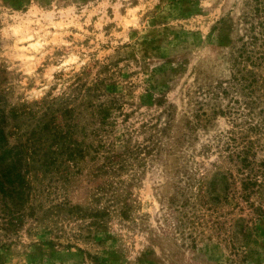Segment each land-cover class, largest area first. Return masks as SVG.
<instances>
[{"label":"rangeland","instance_id":"obj_1","mask_svg":"<svg viewBox=\"0 0 264 264\" xmlns=\"http://www.w3.org/2000/svg\"><path fill=\"white\" fill-rule=\"evenodd\" d=\"M263 18L264 0H0L29 188L0 264H264Z\"/></svg>","mask_w":264,"mask_h":264},{"label":"trees","instance_id":"obj_2","mask_svg":"<svg viewBox=\"0 0 264 264\" xmlns=\"http://www.w3.org/2000/svg\"><path fill=\"white\" fill-rule=\"evenodd\" d=\"M252 79L254 78L252 77ZM250 89L252 90V88ZM4 106V100L0 96V215L5 224H12L15 218L22 216L20 212L28 199L29 188L25 182L27 167L24 161V154L18 145H9L4 134L7 124ZM63 140H61L60 136L57 139L54 137L50 140V144L53 142L54 153L61 154L64 149L69 151V153H73L72 149L63 147L64 143L61 142ZM47 147H51V145ZM249 153H251V148L241 146L240 150L233 154V157L241 172L244 173L249 170L250 173H256L253 170L255 160L250 157ZM262 165L263 163L259 164L263 168L264 165ZM256 183L260 184L255 179L251 181L249 177H246L242 182V186L247 189L256 185Z\"/></svg>","mask_w":264,"mask_h":264}]
</instances>
